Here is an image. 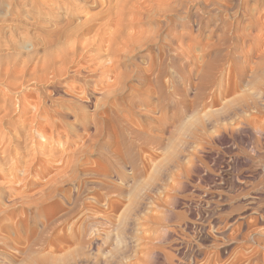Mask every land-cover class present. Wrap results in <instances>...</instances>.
<instances>
[{
    "label": "rangeland",
    "instance_id": "1",
    "mask_svg": "<svg viewBox=\"0 0 264 264\" xmlns=\"http://www.w3.org/2000/svg\"><path fill=\"white\" fill-rule=\"evenodd\" d=\"M158 4L133 12L127 29L142 39L117 56V81L91 48L81 72L34 82L26 64L46 56L49 36L109 1L0 0V71L11 84L0 82V93L11 109L26 95L52 110L39 112L36 146L0 145V264L251 255V239L229 237L264 228L252 224L264 187V0ZM35 113L4 117L0 137L35 132ZM61 158L71 160L65 169Z\"/></svg>",
    "mask_w": 264,
    "mask_h": 264
},
{
    "label": "bare ground",
    "instance_id": "2",
    "mask_svg": "<svg viewBox=\"0 0 264 264\" xmlns=\"http://www.w3.org/2000/svg\"><path fill=\"white\" fill-rule=\"evenodd\" d=\"M88 1L89 0H87V2ZM108 1L110 5L107 6L108 8L105 11H102L103 14H95L90 16L84 21L85 23H81L82 25H74L72 22H68V24L63 29L58 30L50 35L49 41L52 45L50 49L46 51V56L40 59L33 54L29 61H27L28 63L26 64V67L29 68L28 71H31L29 74L31 77L30 79L34 80V82L35 80L40 82L49 81V79L55 80L66 76L71 71V69H74L75 72L79 73L81 72L83 60L86 58L91 48H94L100 51L98 54L99 58L105 60L104 63H100V65L105 68L103 69V73H105L107 76H113L115 81L118 80L121 77V71H119V68H117V56L121 54V52L126 51L131 44L139 43L142 39V36L137 32L131 33L127 29L128 26L133 25V21L135 20V18H133V12L136 10L140 11L147 9L150 3L158 4L159 0H115L114 3H112L114 0ZM129 16H131L133 19L131 20ZM91 32H95V37L93 40H87L85 36ZM9 77V72L0 71L1 83H6L7 86H10L11 84L8 80ZM7 98L8 97L0 93V108L4 107L6 110L3 117L0 118V125H3L4 117L11 115L13 111L22 114L33 105L36 108V113L34 115L36 123L33 124L32 127L36 133L27 130H24L23 133H21L17 128H15L14 131L9 129L8 133H4L6 134L4 137H0V145L4 144V142L8 140L9 145L15 143L22 150H27L30 148L31 143L32 146H36L37 139H35V137L37 134L39 137L45 139V136L40 129L42 125V115H39V112L43 110L46 112L47 116L50 117L52 110L48 109V107H44L41 101L25 103L26 95L21 97L18 100V104H16V106L14 108L12 107L11 109L10 99ZM252 104L255 105L257 103L254 102ZM19 134L22 137H20ZM5 151H3L4 154L2 153L3 160L6 158ZM31 159L34 162L37 158L32 157ZM25 163L27 164H25L26 166L24 168V172L30 173L33 169L32 164H28L27 161H25ZM58 163H61L63 165L62 169H65L70 165L71 160L61 158L58 160ZM259 193L260 196H255V199H258V201L261 203L258 209L259 216L252 219L253 225L264 224V187L260 188ZM245 217L246 216L244 215L243 218ZM237 232L234 231L229 239L232 241L243 240L244 242H247L251 239L254 244L250 247L252 248V253L251 255L235 254L229 263L241 264V261L244 259L245 264H252L253 258L261 253V247L264 245V228L256 231V235L250 236L249 238L242 236L240 237V234ZM220 243H217L216 245H222V247L228 245ZM149 258L151 259L149 254H146L143 258L144 262L138 264H151L152 262ZM156 258L157 260L159 259L163 264H176V262L183 264L184 262L181 255H175L172 253L161 254ZM87 259H89V257H87ZM216 262H218V259H213L211 256H208L206 261L202 264H217ZM106 264H111V260L108 263L106 262ZM258 264H264V253L261 263Z\"/></svg>",
    "mask_w": 264,
    "mask_h": 264
}]
</instances>
